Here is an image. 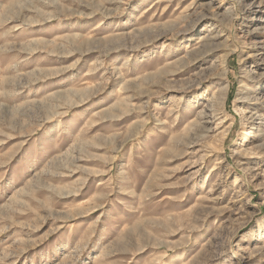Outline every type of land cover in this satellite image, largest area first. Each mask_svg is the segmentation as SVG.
I'll list each match as a JSON object with an SVG mask.
<instances>
[{
  "label": "rangeland",
  "instance_id": "1",
  "mask_svg": "<svg viewBox=\"0 0 264 264\" xmlns=\"http://www.w3.org/2000/svg\"><path fill=\"white\" fill-rule=\"evenodd\" d=\"M0 264H264V0H0Z\"/></svg>",
  "mask_w": 264,
  "mask_h": 264
},
{
  "label": "bare ground",
  "instance_id": "2",
  "mask_svg": "<svg viewBox=\"0 0 264 264\" xmlns=\"http://www.w3.org/2000/svg\"><path fill=\"white\" fill-rule=\"evenodd\" d=\"M251 9V8H250ZM210 40L211 38L209 37H203L200 41H202L200 49L197 51L198 53V57L196 58V60L205 57L207 55H209L212 51L213 48H211V44H210ZM196 53V52H195ZM226 76V72L221 73V75L218 76V88L216 89L215 93L213 94V97L211 100L213 102V106H218V108L223 109L224 108V104H225V100H226V96H227V89H228V85L223 83V79ZM210 115H204V118H212L215 119L216 117H218V110H214V109H210L209 110ZM222 114V113H221ZM256 115L255 114H249V116H245L246 120L248 121H254V117ZM257 118V117H256ZM218 120H221L218 118ZM211 122V121H210ZM222 125V121L218 123V126H216L215 131L218 129L219 126ZM205 133H211L212 131L209 129H205L203 130ZM226 131H223L220 136L219 139L223 140L226 137Z\"/></svg>",
  "mask_w": 264,
  "mask_h": 264
}]
</instances>
